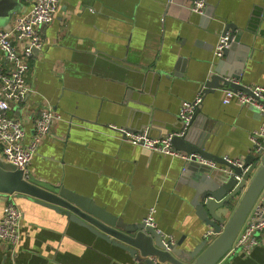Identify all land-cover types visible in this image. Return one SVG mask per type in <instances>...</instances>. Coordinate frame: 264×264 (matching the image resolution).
Wrapping results in <instances>:
<instances>
[{
	"label": "crops",
	"instance_id": "obj_1",
	"mask_svg": "<svg viewBox=\"0 0 264 264\" xmlns=\"http://www.w3.org/2000/svg\"><path fill=\"white\" fill-rule=\"evenodd\" d=\"M59 1L44 28V47L29 60L33 91L26 109L22 104L12 112L23 119L27 140L31 119L43 108L62 115L30 176L90 196L125 222H143L156 206L158 227L186 250L213 238L191 204L195 189L180 180L183 160L131 143L110 125L148 128L154 136L178 130L181 103L193 100L216 69L248 92L264 85V0H203V13L192 10L194 0ZM19 2L0 27L27 9ZM227 28L235 46L218 58L215 46ZM224 94L223 88L205 93L189 138L244 161L261 115L236 98L225 103ZM9 200L23 211L22 237L14 254L0 241V264H137L126 250L36 198L0 193V217ZM218 264H264V243Z\"/></svg>",
	"mask_w": 264,
	"mask_h": 264
},
{
	"label": "water",
	"instance_id": "obj_2",
	"mask_svg": "<svg viewBox=\"0 0 264 264\" xmlns=\"http://www.w3.org/2000/svg\"><path fill=\"white\" fill-rule=\"evenodd\" d=\"M18 4L19 0H0V20L10 18ZM227 31L228 28L223 34ZM231 46H235V41ZM228 48L224 55H228ZM234 77L239 78L238 75ZM219 88L248 92L246 86L225 78L216 69L205 83V93H215ZM259 101L264 104V99L259 98ZM199 113L200 106L193 114L191 125ZM191 125L185 135L174 136L173 146L187 153L198 152L227 167L217 169L191 161L183 168L180 180L195 189L191 204L214 236L206 237L191 250L181 247V242H168L167 246L163 234L154 227L144 222H125L90 196L65 185L52 186L36 182L32 177L25 178L23 170L1 156L0 193L36 198L113 246L126 250L137 264H218L231 249L256 201L262 197L264 203V153L260 161L252 153L245 158L242 166L230 163L210 152L206 148V140L194 143L189 138ZM189 175L191 178H188Z\"/></svg>",
	"mask_w": 264,
	"mask_h": 264
},
{
	"label": "built area",
	"instance_id": "obj_3",
	"mask_svg": "<svg viewBox=\"0 0 264 264\" xmlns=\"http://www.w3.org/2000/svg\"><path fill=\"white\" fill-rule=\"evenodd\" d=\"M26 10L14 13L7 27H0V156L6 161L23 170L24 177L30 178V164L38 152L40 145L48 134L52 132L55 122L62 119L60 112L50 107L43 108L31 119L33 134L27 140L23 119L12 113L15 106H21L27 95L33 91V86L27 80L29 60L36 50L44 47V28L53 22L59 7V0H24ZM192 10L204 12V1L194 0ZM231 33L222 34L215 46V55L220 58L230 46ZM250 92L242 89H224V102L236 98L240 106H255L261 115V124L250 134L253 153L259 161L264 153V85H251ZM205 85L198 91L193 100H184L178 112L180 127L178 130L154 136L148 128L133 131L123 127L110 125L117 130L123 139L141 145L152 152L178 157L183 160L185 169L191 161L206 164L212 168H227L222 163L208 159L198 152L187 153L173 146L176 135H185L191 125L195 110L203 102ZM26 109L25 104L21 108ZM230 163L243 165V161L229 156L223 157ZM248 169V166L243 170ZM157 209L151 206L147 216L143 219L146 225L154 227L163 234L166 245L174 244L176 237L158 227L156 219ZM23 211L12 200L5 206L4 214L0 217V241L5 244L8 252L14 254L20 244L22 233ZM264 203L260 197L253 205L246 221L238 233L231 249L226 256L236 254H250L252 250L264 243ZM211 234V232H210Z\"/></svg>",
	"mask_w": 264,
	"mask_h": 264
},
{
	"label": "rangeland",
	"instance_id": "obj_4",
	"mask_svg": "<svg viewBox=\"0 0 264 264\" xmlns=\"http://www.w3.org/2000/svg\"><path fill=\"white\" fill-rule=\"evenodd\" d=\"M3 20H0V22H2ZM4 22V21H3ZM160 154V153H159ZM164 155V154H163ZM168 156V155H167ZM171 157V156H170ZM171 158H173V157H171ZM156 207V206H155Z\"/></svg>",
	"mask_w": 264,
	"mask_h": 264
}]
</instances>
